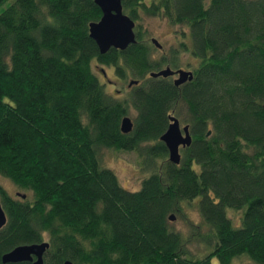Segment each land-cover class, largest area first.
<instances>
[{"label":"trees","instance_id":"trees-1","mask_svg":"<svg viewBox=\"0 0 264 264\" xmlns=\"http://www.w3.org/2000/svg\"><path fill=\"white\" fill-rule=\"evenodd\" d=\"M11 1L0 0V175L19 192L0 184V264L44 242V264H264V0H126L137 42L105 55L89 33L96 0ZM146 16L187 27L190 42L156 58ZM182 53L198 60L192 81L151 77L191 68ZM96 65L139 84L113 97ZM171 117L193 138L180 165L160 140ZM104 150L151 169L139 191L102 166ZM193 203L202 222L187 237L170 217ZM194 241L207 254H193Z\"/></svg>","mask_w":264,"mask_h":264},{"label":"water","instance_id":"water-1","mask_svg":"<svg viewBox=\"0 0 264 264\" xmlns=\"http://www.w3.org/2000/svg\"><path fill=\"white\" fill-rule=\"evenodd\" d=\"M126 0H96L97 6L102 11V18L99 22L90 24V37L97 44L102 55L107 54L112 48L120 51H125L130 45L135 44L136 34L134 32L136 23L132 18L124 13L123 2ZM152 45L157 49L162 50L163 46L156 39H152ZM102 73L106 76L105 71ZM179 79L175 81L176 86L183 85L194 78L193 72L180 70L177 72ZM175 73L170 67L165 68L157 73H152V78H168ZM138 82L131 81L129 87L136 85ZM134 123L130 117H125L122 121V132L128 134L132 132ZM211 132L207 136H210ZM168 150L169 161L172 164L180 165L181 150L191 146L193 138L190 131V126H181V122L176 117L170 118V126L168 130L161 136ZM20 195V194H19ZM25 199V196H23ZM176 217L172 215L170 221H175ZM6 212L2 206L0 199V230L7 224ZM49 249V244L22 245L16 247L12 251L6 253L2 257L3 264H18L29 262L31 264H44V256ZM64 264H74L72 261H67Z\"/></svg>","mask_w":264,"mask_h":264},{"label":"rangeland","instance_id":"rangeland-1","mask_svg":"<svg viewBox=\"0 0 264 264\" xmlns=\"http://www.w3.org/2000/svg\"><path fill=\"white\" fill-rule=\"evenodd\" d=\"M12 0L10 3H12ZM144 32L149 35V40L156 39L160 42L163 46V50H158V52L154 53V56L159 58L163 53L170 54L172 49H176L180 46V42L189 43V31L187 27L184 26H171L167 20L162 18H151V17H144L140 23ZM184 33V37L182 34ZM198 60L188 57L187 53H182L180 63L184 62V65L191 66L190 69L195 68L196 62ZM94 70L96 71L97 76L100 78L102 84H106L107 81L112 80L114 83H118L120 85L117 86L118 90L122 91L117 94L115 92V88L113 89L112 85H107L105 87V91L114 97H122L126 94L124 91H128L129 87L128 84L130 79L127 82L122 83L121 81L116 80V75L113 68H109L107 66H100L96 65ZM102 70L105 71L106 76L108 79L106 80L102 75ZM106 86V85H105ZM136 113L130 112L129 116L133 121ZM181 125L184 126V120L181 119ZM103 163L102 166L104 168H108L115 172L118 176V179L121 185L132 192L139 191L142 187L143 181L149 177V171L151 169H146L142 166L140 157L135 152H123V151H115V150H104L103 151ZM0 184L8 191V193L17 198V193L19 192L16 186L7 178L2 177L0 175ZM184 216H175V221L172 222L173 227L175 230L181 232L184 236L191 235L193 231L191 230V224L199 225L202 222L201 213L196 204L186 205L184 209ZM229 217L238 225L240 221V213L232 212V210L228 213ZM202 232H208L205 230L204 227L202 228ZM189 248L193 254L196 255H203L204 253L207 254L206 248L204 244H200L199 242H192L189 245ZM212 264H220L217 259H213ZM234 264H256L254 261L250 259L249 256H244L238 259Z\"/></svg>","mask_w":264,"mask_h":264},{"label":"flooded vegetation","instance_id":"flooded-vegetation-1","mask_svg":"<svg viewBox=\"0 0 264 264\" xmlns=\"http://www.w3.org/2000/svg\"><path fill=\"white\" fill-rule=\"evenodd\" d=\"M163 50V49H162ZM196 64L198 65V61L196 62ZM196 65V66H197ZM175 74L173 75V76H170V77H168V78H165V79H168V80H170V81H172L174 84H175V81L177 80V79H179V74L177 73L178 71H180V70H184V71H188V72H193V74H194V69H190V68H188V67H180V68H178V69H171ZM105 77V79L107 80L108 79V77L107 76H104ZM117 80H119L118 79V77L116 76V80L115 81H117ZM120 81V80H119ZM132 81H135V80H132ZM131 82V81H130ZM129 82V83H130ZM136 82H138V81H136ZM189 82V81H188ZM188 82H186V83H188ZM186 83H184L183 85H185ZM121 84H122V82H121ZM139 84V82L136 84V85H138ZM106 86L107 85H112V87H113V89L115 90V92L117 93V94H119L121 91H122V89L121 90H118L117 89V86L118 85H120V84H118V83H114L112 80H110V81H107V83L105 84ZM183 85H180V86H183ZM180 86H177V87H180ZM128 87H129V84H128ZM129 89H130V87H129ZM123 92V91H122ZM126 91H124V93H125ZM121 94V93H120ZM114 97H116V95H114ZM124 96H122V98H123ZM118 98H120V97H118ZM181 122V121H180ZM182 126V125H181ZM184 126H186V125H184ZM184 126H182V127H184ZM183 150V149H182Z\"/></svg>","mask_w":264,"mask_h":264}]
</instances>
